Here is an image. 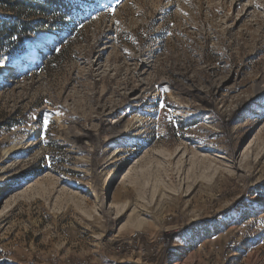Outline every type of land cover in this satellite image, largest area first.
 <instances>
[{
	"label": "rangeland",
	"instance_id": "obj_1",
	"mask_svg": "<svg viewBox=\"0 0 264 264\" xmlns=\"http://www.w3.org/2000/svg\"><path fill=\"white\" fill-rule=\"evenodd\" d=\"M73 1L0 43V264H264V0Z\"/></svg>",
	"mask_w": 264,
	"mask_h": 264
},
{
	"label": "trees",
	"instance_id": "obj_2",
	"mask_svg": "<svg viewBox=\"0 0 264 264\" xmlns=\"http://www.w3.org/2000/svg\"><path fill=\"white\" fill-rule=\"evenodd\" d=\"M5 7L13 12L14 16L0 23V43L7 40L21 41L28 32L49 30L59 34H71L76 26L88 17L89 11L81 10L79 15H74L77 10L73 0H3ZM36 13L41 14V19L25 22L22 20L24 14L32 17ZM70 17L69 20H66ZM72 19H76L72 22ZM61 27H67L63 30ZM63 40L60 39V43ZM5 44V43H4ZM53 50L56 47L52 48ZM39 66L37 61L34 68Z\"/></svg>",
	"mask_w": 264,
	"mask_h": 264
},
{
	"label": "bare ground",
	"instance_id": "obj_3",
	"mask_svg": "<svg viewBox=\"0 0 264 264\" xmlns=\"http://www.w3.org/2000/svg\"><path fill=\"white\" fill-rule=\"evenodd\" d=\"M45 37L46 36L43 35V36L39 37V39L45 38ZM37 53L39 54L40 50ZM28 55L29 56L27 57V60L24 61V63H20V62L17 63L18 67L27 68V67H29L28 65H31L35 62V60L37 59V56L35 54H29V53H28ZM7 68H8V71H12V66H8ZM105 191H106V189L103 190V192H105Z\"/></svg>",
	"mask_w": 264,
	"mask_h": 264
},
{
	"label": "snow or ice",
	"instance_id": "obj_4",
	"mask_svg": "<svg viewBox=\"0 0 264 264\" xmlns=\"http://www.w3.org/2000/svg\"><path fill=\"white\" fill-rule=\"evenodd\" d=\"M112 10L114 11V9H112ZM160 107H164V105L161 104ZM42 116H43V127L47 128L48 124H49V121H50V116H49V114H46V113L42 114ZM33 119H37V117H33Z\"/></svg>",
	"mask_w": 264,
	"mask_h": 264
}]
</instances>
